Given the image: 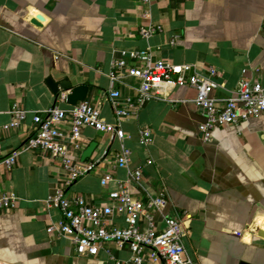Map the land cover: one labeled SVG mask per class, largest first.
Masks as SVG:
<instances>
[{
	"label": "crops",
	"instance_id": "0c3cea01",
	"mask_svg": "<svg viewBox=\"0 0 264 264\" xmlns=\"http://www.w3.org/2000/svg\"><path fill=\"white\" fill-rule=\"evenodd\" d=\"M149 25L160 31L140 36L139 28ZM146 48L200 74L214 68L211 94L220 100L233 95L243 74L264 87V0H0V126L9 121L13 101L29 111L17 129L0 134V195L17 197L14 207L0 209V264H115L110 256L133 264L126 246L108 244L97 256L84 257L68 238L46 230L61 216L46 201L56 188L99 206L111 205L107 194L120 183L144 202L165 197L154 214L159 224L190 215L184 244L194 264H264V112L216 127L203 141L196 89L174 84L170 74L155 98L122 119L123 139L82 127L77 148L66 140L73 159L96 162L94 171L71 183L56 158L23 149L31 113L50 107L58 95L46 84L48 76L87 86L84 100L114 121L105 94L111 62L125 56L135 64L128 52ZM120 81L115 87L122 95L136 94L139 79L122 74ZM144 128L151 133L146 144ZM122 147L130 151L127 167L116 166ZM13 150L19 152L8 167L1 158ZM135 169L141 171L138 181L130 179ZM104 173L115 179L106 186L100 183Z\"/></svg>",
	"mask_w": 264,
	"mask_h": 264
},
{
	"label": "built area",
	"instance_id": "2783aa9c",
	"mask_svg": "<svg viewBox=\"0 0 264 264\" xmlns=\"http://www.w3.org/2000/svg\"><path fill=\"white\" fill-rule=\"evenodd\" d=\"M160 27L149 25L139 28V35L148 38ZM174 45L175 40H171ZM129 60L122 56L111 62L108 73L109 88L106 98L110 102L114 121H107L95 105L86 100L78 101L62 108L59 103L65 100V94H58L55 102L48 108L31 113V130L26 136L23 149L42 150L52 158H56L66 172V181L71 183L77 178L96 169V162L80 163L73 159L66 145L69 139L77 148L82 127H90L107 134L110 138H124L121 128L123 118L135 115L141 105L156 97L160 85L174 74L172 80L177 85H188L196 89L194 102L203 116L200 124V134L203 141H210L216 127L228 124H239L251 117L264 112V87L257 79L244 74L237 83L233 95L225 99L212 96L215 86L213 77L217 74L212 67L206 74L193 70L191 65H175L155 58L149 48L130 50ZM191 73H187L188 71ZM122 74L140 80L134 96H125L115 87L121 82ZM9 121L0 126V134L17 129L29 116V111L13 101L9 108ZM66 124L68 130L61 126ZM141 142L148 143L151 133L148 129L140 130ZM18 150L11 151L1 158V163L10 167L15 162ZM129 149L122 147L116 158L118 167H127ZM130 179L138 181L141 171L135 169L129 172ZM115 180L110 173H104L100 179L102 186ZM107 198L111 205L92 206L81 195H66L62 188H56L47 197L48 206L55 207L60 212V219L46 228L50 234L68 238L75 252L84 257L97 256L101 250H106L108 244L117 248L126 246L130 251L133 264H147L154 260L155 264H194L186 254L184 239L189 232L187 220L190 215H174L163 219L161 224L155 220V212H160L166 205L164 196L149 197L145 202L132 196L127 185L120 183L118 188L110 190ZM17 197L14 194L0 195V209L15 206ZM118 221V224H114ZM115 264L121 262L113 256Z\"/></svg>",
	"mask_w": 264,
	"mask_h": 264
},
{
	"label": "water",
	"instance_id": "95a60500",
	"mask_svg": "<svg viewBox=\"0 0 264 264\" xmlns=\"http://www.w3.org/2000/svg\"><path fill=\"white\" fill-rule=\"evenodd\" d=\"M32 23L38 24L34 19L31 20ZM46 84L49 86L52 92L59 94L60 90L68 91L65 94V101L69 104H75L78 101H82L86 97L88 87L85 85L72 86L68 81H54L51 76L45 79ZM93 144H90L84 152L87 156L92 151ZM261 233V232H260ZM243 264H247L243 262Z\"/></svg>",
	"mask_w": 264,
	"mask_h": 264
}]
</instances>
